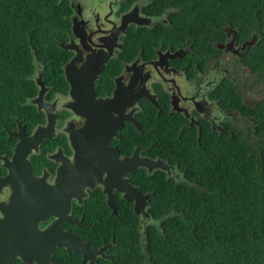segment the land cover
<instances>
[{"label":"flooded vegetation","instance_id":"obj_1","mask_svg":"<svg viewBox=\"0 0 264 264\" xmlns=\"http://www.w3.org/2000/svg\"><path fill=\"white\" fill-rule=\"evenodd\" d=\"M164 1L69 0L70 26L58 42L65 59L55 67L36 61L21 90L0 85V113H6L0 114V220L7 218L9 228L0 237L15 239L14 224L27 222L30 213L47 227L73 191L70 213L77 219L83 217L74 210L92 193L110 211L111 195L117 211L125 202L134 210L136 200L129 202L121 191L128 184L148 195V217L140 218L146 232L156 206L155 175L168 184L185 180L178 149L199 141L205 130L255 132L257 118L234 98L239 88L243 105L257 107L264 99V72L240 62L255 43L236 51L235 30L226 28V40L210 39L196 49L177 32L176 7ZM156 3L161 11L149 13ZM236 61L248 75L244 82ZM250 93L258 97L251 101ZM163 128L169 131V137L163 133L166 144L159 138ZM158 160L165 168H154ZM61 225L76 235L73 227L80 226ZM59 248L53 251L57 259ZM20 263L28 264L20 257L11 261Z\"/></svg>","mask_w":264,"mask_h":264},{"label":"trees","instance_id":"obj_2","mask_svg":"<svg viewBox=\"0 0 264 264\" xmlns=\"http://www.w3.org/2000/svg\"><path fill=\"white\" fill-rule=\"evenodd\" d=\"M169 3L176 7L172 20L178 23L177 32L196 49L203 50L210 39L226 40L225 26L238 30V43L258 35L243 60L263 74L264 0ZM160 11L159 3L148 10ZM72 12L69 0H0V85L17 84L13 91L21 90L36 61L55 67L56 60L65 59L58 42L69 29ZM148 40H142L145 49ZM241 97L238 88L237 107L257 118L254 136L241 128L234 136L205 130L199 141L178 149L185 180L174 185L155 175L156 206L146 232L128 202L119 215L96 193L77 205L74 213L89 224L74 226L77 235L93 247L113 243L107 253L112 256L99 257L98 264H264V99L251 107L243 105ZM163 133L169 137V131L163 128L159 135L166 144ZM56 255L61 264H81V255L65 248Z\"/></svg>","mask_w":264,"mask_h":264},{"label":"water","instance_id":"obj_3","mask_svg":"<svg viewBox=\"0 0 264 264\" xmlns=\"http://www.w3.org/2000/svg\"><path fill=\"white\" fill-rule=\"evenodd\" d=\"M253 43V42H251ZM151 98L152 96H148ZM21 143V142H20ZM133 160L134 157H131ZM154 168L160 167L165 168L164 165L160 164V161H152ZM152 168H150L151 170ZM71 187V186H69ZM83 188L79 189L81 191ZM124 192V197L129 201L136 200L134 211L136 214L145 218L148 217V213L145 210L146 199L148 195H141L136 188L128 184L127 187L121 188ZM76 191L68 194L69 200L66 209H55L57 213V220L49 224L45 228L38 226V218L34 213H30L27 216V222L21 224H14L16 228L13 229L14 233L17 234L14 237H0V264H11L15 258L20 257L23 262L32 264L33 262L38 264H50V262L60 263L53 255V251L56 247L65 248L68 253H75L82 255L81 264H96L98 255L103 257H110L106 255L107 248L111 247L110 244L97 248L91 246L80 236L76 235L70 230L64 229L61 224L69 222L77 225H85L84 219H77L70 213L71 199ZM142 201L143 204L140 205ZM108 205L111 207L112 214H118L117 207L114 204L112 195L108 201ZM7 218L0 220V236L4 235L9 228L5 225ZM22 226L24 230H22ZM143 236V234H141Z\"/></svg>","mask_w":264,"mask_h":264},{"label":"clouds","instance_id":"obj_4","mask_svg":"<svg viewBox=\"0 0 264 264\" xmlns=\"http://www.w3.org/2000/svg\"><path fill=\"white\" fill-rule=\"evenodd\" d=\"M226 28H231V29H234L235 30V43H236V45H238V46H236V48H235V50L236 51H240L241 49H244L245 48V46L248 44V43H251V42H253V43H257L258 42V40H259V36L258 35H255L254 36V38H250V39H248V40H245V41H243L242 43H238L237 42V32H238V30L237 29H235V28H232V27H230V26H225L224 27V30L226 31ZM226 33H227V31H226ZM238 52H236V54H238ZM244 57V56H243ZM243 57L241 58V60H240V62L243 64V65H245V66H247V67H249L252 71H253V69L250 67V66H248V65H246L245 63H244V60H243ZM237 62V64H238V68H239V65H240V63L238 62V61H236ZM241 66V65H240ZM253 72H256V71H253ZM118 212V211H117ZM135 212V211H134ZM114 215H116V214H114ZM118 215V214H117ZM141 228V227H140ZM141 230L142 231H145V228L144 229H142L141 228ZM114 241V240H113ZM109 244V243H108ZM104 258H108V257H104ZM51 263H54V262H50V264ZM36 264H38V263H36ZM57 264H59V263H57Z\"/></svg>","mask_w":264,"mask_h":264},{"label":"rangeland","instance_id":"obj_5","mask_svg":"<svg viewBox=\"0 0 264 264\" xmlns=\"http://www.w3.org/2000/svg\"><path fill=\"white\" fill-rule=\"evenodd\" d=\"M238 76H239V79L242 81V82H244L245 80H247V78H248V75L247 74H245L243 71H242V67L239 65V68H238ZM258 96H256L255 95V93H250L249 94V99L252 101V100H254L255 98H257ZM244 132H246V133H252L251 135H250V137L252 138L253 136H254V134H255V132H253L252 130H244ZM256 136V135H255ZM111 256H112V254H111Z\"/></svg>","mask_w":264,"mask_h":264},{"label":"bare ground","instance_id":"obj_6","mask_svg":"<svg viewBox=\"0 0 264 264\" xmlns=\"http://www.w3.org/2000/svg\"><path fill=\"white\" fill-rule=\"evenodd\" d=\"M249 44H252V43H249ZM29 149V148H28ZM28 159V158H27ZM24 183V182H23ZM34 186V185H33ZM35 192V191H34ZM14 261V260H13ZM98 264V263H97Z\"/></svg>","mask_w":264,"mask_h":264}]
</instances>
